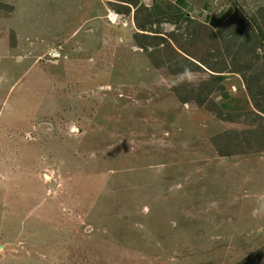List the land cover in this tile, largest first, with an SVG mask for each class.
Listing matches in <instances>:
<instances>
[{
  "label": "rangeland",
  "instance_id": "1",
  "mask_svg": "<svg viewBox=\"0 0 264 264\" xmlns=\"http://www.w3.org/2000/svg\"><path fill=\"white\" fill-rule=\"evenodd\" d=\"M213 2L0 0V264H264V0Z\"/></svg>",
  "mask_w": 264,
  "mask_h": 264
},
{
  "label": "crops",
  "instance_id": "2",
  "mask_svg": "<svg viewBox=\"0 0 264 264\" xmlns=\"http://www.w3.org/2000/svg\"><path fill=\"white\" fill-rule=\"evenodd\" d=\"M142 2L148 6L153 14L168 15L182 12L198 18V20L214 29L219 28L227 21L234 10L231 5L222 9L216 7L213 0H142ZM225 91L227 92L226 88L223 92ZM223 92L220 91L219 96H227ZM227 102L224 101L223 105H227Z\"/></svg>",
  "mask_w": 264,
  "mask_h": 264
},
{
  "label": "trees",
  "instance_id": "3",
  "mask_svg": "<svg viewBox=\"0 0 264 264\" xmlns=\"http://www.w3.org/2000/svg\"><path fill=\"white\" fill-rule=\"evenodd\" d=\"M127 2H129V3H132V4H134V5H136V2H137V0H127ZM140 7H142V8H144V10H146L147 11V13H149V8L146 6V7H144V6H140ZM128 9V8H127ZM233 13L228 17V20L227 21H225L224 23H226V22H228L230 19H233L235 16H236V14L239 12V10L237 9V8H234L233 7ZM223 23V24H224ZM140 29H142V30H146V28L144 29L143 27H139ZM214 29V28H213ZM137 35V34H136ZM146 35V34H145ZM149 36H151V35H149ZM148 37V36H147ZM161 39V38H160ZM137 43L139 44V46L140 47H145L146 45L145 44H143L141 41H139V40H137ZM215 71H217V72H222V70H215ZM216 76H219V81L217 82V91L220 93V91H222L223 92V90H224V86L222 85V79L223 78H225V75H221V74H217ZM223 76V77H222ZM208 85H209V83H207ZM210 86V88H212L213 86H211V85H209ZM204 89H205V87H204ZM203 91V88L202 89H200V91H197L195 94H196V101L198 102V105H204L203 103H204V101H206V99H207V96L209 95V92H210V89H207L206 88V91L205 92H202ZM224 94H227V92L225 91V92H223ZM258 94H260V95H262V96H264V90H263V88H261L260 89V91L258 92ZM222 97H223V95H222ZM224 97H226L225 95H224ZM213 102V101H212ZM223 102L224 101H222L220 104L221 105H223ZM214 103V102H213ZM221 155H225L224 154V152H223V154H221Z\"/></svg>",
  "mask_w": 264,
  "mask_h": 264
}]
</instances>
